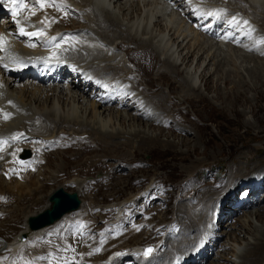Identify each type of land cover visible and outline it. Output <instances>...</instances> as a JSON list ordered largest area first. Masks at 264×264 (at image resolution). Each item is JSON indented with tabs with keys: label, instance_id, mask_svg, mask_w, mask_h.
<instances>
[{
	"label": "bare ground",
	"instance_id": "obj_1",
	"mask_svg": "<svg viewBox=\"0 0 264 264\" xmlns=\"http://www.w3.org/2000/svg\"><path fill=\"white\" fill-rule=\"evenodd\" d=\"M212 1L224 2L231 10L244 11L245 15L256 23L258 30L262 34L264 33V0ZM73 2L78 4L80 10L84 12L85 23L82 26L89 30V35L83 34V38L87 42L83 46L85 53H79L74 56L82 63L80 66L89 69L90 72L101 78H108L107 76H100L108 73L113 75L109 76L110 78L118 77L121 80L130 78L131 84L140 92L138 95H141L142 98L140 99L138 96L133 95L130 97L131 99L121 100L118 104H122L123 109H118L115 106L99 104L88 98L84 94L88 83H83L78 76H72L70 84L63 87L57 81H44L41 79V75H37L36 79H30L27 76V81L20 85L19 82L23 81L19 79H22V77L15 78L12 74L0 73V134L8 135L7 131L13 132V134L19 133L13 143L16 146L25 145L30 139L32 145L35 144V141L37 143L31 147V150L35 152L32 158L29 160L17 159L19 163H14L15 168L21 166L22 176L20 178L12 177L7 179L0 176V201L4 200L6 202L8 200L9 203L14 200L16 202V207L12 212L16 220H19L18 211L22 205L27 201L35 200L47 181L44 178L39 180V176L45 174L43 170L38 171L42 168L40 157L45 158V163L47 164V156L51 153L50 149L52 146L50 140L52 136L58 134V131L64 132L65 128H68L73 130L70 131L72 135L86 134L88 132L96 138H93L97 141V143L94 142L95 151L102 152V146L105 147V145L110 144V150L118 149L119 153L120 149L123 156H126V153L125 151L122 152V150L127 147L135 149L137 147L140 148L142 145L148 147L154 143H165L157 131L163 130L165 123L170 121L169 114H166L169 109L167 106L169 99L165 96L163 85L157 84L159 87L157 90L153 93H146L142 92L140 81L138 82L135 78V71L141 76L140 68L149 55L153 59L156 57L158 63H161L158 69L164 71L163 75L168 73L174 75L172 77L174 82L171 81V85L166 84L165 87L169 91L177 88V92L182 93L183 101H188V97L195 96L200 92V89L196 87L197 79L207 85L209 82V76L207 75L210 74L211 70L213 72L210 75H217L221 70L222 72L218 77L221 78L224 75V81H228L231 78L237 92H242L246 89L253 90L258 83H264V54L260 55L256 47L250 50L251 53L239 50L241 47H236L237 50H228L203 34L197 32L193 34V29L187 26L173 11L161 5L159 0H73ZM117 5L119 9L115 11ZM41 6V0H34V10L24 16L30 30H35L39 23L37 8ZM58 24H64V21L61 20ZM7 26L5 21L1 22L0 30L2 28L6 29ZM259 44L261 45L260 49L264 48V43L261 42ZM14 47L20 51L26 63L34 62L32 57L36 53L35 48L20 42L14 44ZM121 50L127 60L134 63V70L125 68ZM233 58L239 60V67L233 65ZM190 60H192L191 64L196 61V67L193 70L191 65H188ZM204 64L202 72L199 73L200 67ZM50 66L54 68L53 64ZM66 66L67 64L65 63L63 67ZM2 69L0 67V70ZM66 72L70 73V69H66ZM177 77L180 80L179 82L178 80L175 81ZM128 107L136 110L137 113L127 110ZM152 108L155 109L154 112ZM172 115L175 116V114ZM158 122L163 127L158 128L159 126L155 125ZM169 125L167 126L166 124L167 129H170L173 123L171 122ZM17 127L19 128L16 129ZM182 128L178 127L181 131L185 130ZM150 130L154 131L150 132ZM22 133L33 134L32 137L35 140ZM7 140L0 142V160L5 162V164H7V158L4 156L12 145V141L10 140L7 143ZM82 146L80 149H84ZM81 154H85V152L80 150L78 155ZM115 156L113 155V157ZM90 161V157H86L81 162V169L84 172H86L85 169L88 168ZM243 162L244 166L238 165L240 162L238 164L234 162V170L228 176L229 183L224 186L211 187L214 193L213 196L211 194L206 195V192L201 190L203 192L201 197L197 196L196 199L190 197L196 203L194 207L186 209V206H184V209H178L180 215L178 216V213L177 216L179 217V222L183 225L175 232L174 242H166L165 249L160 255V260L154 264H175L177 260L179 261L177 264H192L196 260H198L196 262L204 263L208 257L210 261L221 260V263L218 264H264V214H262L263 212L261 213V211H264V200L262 202L257 201L256 210H246V203L239 205L237 200H235L239 189L238 181L244 179L250 186V183H248L250 176L246 170H243V168L248 166V162L245 160ZM30 163H35L37 171L24 173L26 165H30ZM115 164H117V169H122L120 163L116 162ZM256 169L258 170H254L256 173H264V162L257 164ZM3 170H6V168L0 165V175ZM66 171L70 172L69 169H66ZM79 171L72 170L71 173L80 175ZM258 175L257 178L261 179L262 182L264 175L263 177ZM55 176L52 178L51 175H48L47 178L54 180L57 178ZM254 186L252 185V190L250 191V195L253 197L258 191L255 190ZM218 188L221 191H217ZM232 188H236L232 195L227 194ZM234 193H236L235 196ZM180 200L182 199L180 198ZM5 206V215L9 217L11 210L6 209ZM145 207L147 208L145 203L139 206L138 212ZM216 207L222 209V215L225 214V211H229V214L244 212V219L239 220L240 222L242 221L241 224L239 227H235L233 231H226L227 228L233 227L226 222L227 219H216L214 221L216 229L212 232L211 238L202 245L204 233L207 232V223L205 222L207 211ZM252 218L259 222L260 225L259 223H253ZM209 222H213V219L211 218ZM130 223L131 225L138 224V222ZM160 226L164 228L163 222L160 223ZM221 226L223 229L220 231ZM25 229H27V226ZM133 230L132 233L135 240H131L132 245H126L129 249L134 244L141 242V238L136 232L138 228ZM236 231L238 235H235ZM223 233L226 234V237L220 242L219 240ZM177 241L179 243H176ZM120 248H125V244H119ZM23 251H30V249H22ZM229 252L230 257L226 254ZM122 254H125V256L130 255L128 251ZM231 257L238 259V261H231ZM14 263L20 264L16 261Z\"/></svg>",
	"mask_w": 264,
	"mask_h": 264
},
{
	"label": "rangeland",
	"instance_id": "obj_2",
	"mask_svg": "<svg viewBox=\"0 0 264 264\" xmlns=\"http://www.w3.org/2000/svg\"><path fill=\"white\" fill-rule=\"evenodd\" d=\"M118 9L117 5L115 11H118ZM194 33H196V31L194 32L193 30V34ZM229 46H223V48L237 50L236 47ZM239 50H241V48H239ZM121 53L123 55L122 59L124 65L126 66L125 68L134 70V63L126 59L122 50ZM147 59L143 62L140 68L141 76L135 71V78L138 82L140 81V89L142 92L153 93L159 88L157 84L163 85L165 96L169 99L167 103L169 109H166V114H169L170 121H167L164 127L159 122L155 125L159 126L158 128L163 127V130L157 131L165 143H154L155 145L153 144L148 147L142 145L140 148L137 147L135 149L127 147L125 150H122V152L125 151L126 153V156H123L120 149V154L118 153V149L110 150V144L105 145V147L102 146V152H97L95 151L94 143H97V141L94 140L96 139L94 136H91L88 132H86V134L79 133L80 135H72L70 131L73 130L65 128V130H67L65 135L58 139L60 141L64 140L65 145L56 150H52L47 156V164H43L42 168L38 170H43L45 172L44 175L39 176V180L44 178V180L47 181L41 188V192L37 194L35 200L27 201L22 205L18 211L19 220H16L12 215V212L16 207V202L14 200H11L5 206L6 209L11 210L9 217H6L4 206H1L0 248L2 245L3 247L0 252V262H3L2 259L6 257V255H3V258L1 256L5 250H9L6 257L7 260L16 256L15 250H13L14 243H16L20 249H28L30 247L37 249L38 253L47 254V252L54 248V243L57 242V240H54L53 232L60 229L65 222L77 217H88V219L98 227L100 226L101 221L109 215H112L114 218L119 214L120 205L126 201L125 199L129 197L134 199L138 197L141 192L144 193L149 190L147 194L155 193L154 196L160 197L162 200H159L161 203L156 201L153 202V200L145 203L147 208L145 207L143 209L146 211L142 212L141 220H130V222L133 223L138 222V224H132V226H141L138 228V231H136L137 235L141 238V242L133 246V248H139L142 245L151 242L152 236L157 237L162 233L163 228L160 226V223H167L168 221L177 219V214L179 213L178 216L180 215L178 209H184L185 203L189 202L190 196L192 199H196L197 196L201 197V193L204 191L206 192V195L211 194L213 196L214 193L210 187L219 184L224 186L226 183H229L228 176H230V172L234 170L235 163L238 164L240 162L238 165L244 166L245 164L243 160L247 161L248 166L243 168V170H246L248 172L247 174L250 176L251 173H256L254 170H257V164L264 162V83H258L253 90L245 88V91L237 92L231 78L228 81H224V75L221 78L218 77L222 72L221 70L217 75H210L211 72H213L211 70L210 74L208 73L209 75H207L209 76V82L207 85H204L199 79H197L196 87L200 89V92L195 96L188 95L190 96L188 97L189 100L183 101L182 93H178L177 88L169 91V89L165 87L166 84L171 85V81H173L172 77L174 75L170 73L163 75L164 71L158 69L161 63H158L156 57L153 59L149 55ZM150 60L151 63L149 64ZM237 60L238 59L236 58H233L232 60L235 67L240 66L239 60ZM191 62L192 60L189 61L188 65H191V69L193 70L196 67V61L192 64ZM204 66L205 64L200 67L199 73L202 72ZM177 78L175 81L178 80L179 82L180 80ZM19 80L23 81L19 82L21 85L27 81V76H24ZM131 89L132 88L129 90ZM129 94H134V92L131 90V93L129 91ZM138 94H140V92ZM136 96L140 99L142 98L141 95ZM115 107L118 108L117 106ZM118 109H123V107L120 106ZM127 110L137 113L136 110L129 107ZM172 114H175V116ZM171 122L173 123L172 127L167 129V126H170L169 124ZM155 125L154 127H156ZM178 127L180 129L183 127L182 129L185 130L181 131ZM151 131L153 132L154 130H150V132ZM67 143L70 144L68 145ZM81 146L84 149H80ZM80 150L84 151L85 154L78 155ZM113 155L116 156L113 157ZM86 157H90L91 161L88 164V168L85 169L86 172H84L83 169H81V162ZM42 160H45V158H42ZM116 162L120 163L122 169L116 168ZM66 169H69L70 172L66 171ZM72 170H80V175L71 173ZM256 174H259L258 176L261 177L264 175V173ZM48 175H51L52 178L56 175L55 177L57 178L50 180L47 178ZM0 176H3L2 171ZM238 182H241V184L245 183L248 187V184L244 179ZM262 185H264V177L260 185L254 186L255 190H258L255 194V198L258 196L261 188L264 187ZM58 187H63L68 191H76L82 201L80 208L76 213L73 212V214L69 216V220L60 223V225L57 224V226L53 224L45 229L34 231L29 234L30 238H28L27 241L19 243L18 235L26 228V219L48 207L50 204L49 196ZM201 188L203 189V192L201 191ZM241 190L242 189L237 190V195L234 193V196L236 195L235 200H237ZM217 191L221 190L218 188ZM230 191H228L227 194L232 195L233 191ZM180 198L182 200H180ZM136 201L137 200H135V202ZM141 201H139V203ZM190 201L192 204H189L192 206L185 207L186 209L196 205L194 200L190 199ZM89 208L92 209V212L87 215L85 213L88 212ZM113 209L115 210L112 214ZM254 209L256 210V208ZM226 212L227 211H225V214ZM134 213L137 214L139 220L140 215L136 213V210ZM227 213L230 212L228 211ZM261 213L264 214V211H261ZM233 214H229L232 217L230 216L226 218V222L233 226L227 228L226 231H233L235 227L237 228L241 224L242 221L240 222L239 220L244 219V212H239L235 216H233ZM148 217H151L150 219L155 223L154 225L146 222L147 219H149ZM159 217L160 219L158 220ZM252 221L256 224L259 223L254 218H252ZM222 229L223 227L221 226L220 231ZM147 230L149 232H147ZM133 231L134 230L131 229V231H126L121 234L106 248V251L110 252L113 249H117L120 252L121 250H129L126 245H132L131 240H135L134 234L132 233ZM222 235L223 236L219 240L220 242L226 237L225 233ZM235 235H238L237 231ZM172 241L173 239L167 242ZM121 243L125 244V248L119 249V244ZM176 243L179 242L177 241ZM4 246L6 248H4ZM160 247H162V245H160ZM103 254L104 252L100 256ZM226 254L230 257V252ZM70 256V253L66 250L60 252L57 256H54V259L58 260L59 264H62L61 259L63 257L69 258ZM123 258H126L125 254L116 255L113 257V261ZM196 261L192 264L221 263V260L210 261L209 257L204 263ZM231 261L237 262L238 259L236 260L232 258ZM48 264L52 263L49 262Z\"/></svg>",
	"mask_w": 264,
	"mask_h": 264
},
{
	"label": "water",
	"instance_id": "obj_3",
	"mask_svg": "<svg viewBox=\"0 0 264 264\" xmlns=\"http://www.w3.org/2000/svg\"><path fill=\"white\" fill-rule=\"evenodd\" d=\"M50 206L45 208L37 215L28 218L29 228L32 230L39 229L43 226L52 224L60 218L65 212L78 207L80 201L75 192L68 193L63 188H58L49 196ZM23 235L21 238H24Z\"/></svg>",
	"mask_w": 264,
	"mask_h": 264
},
{
	"label": "snow or ice",
	"instance_id": "obj_4",
	"mask_svg": "<svg viewBox=\"0 0 264 264\" xmlns=\"http://www.w3.org/2000/svg\"><path fill=\"white\" fill-rule=\"evenodd\" d=\"M2 2H3V0H0V3H2ZM21 6H22V4H17V7H21ZM213 14L214 13H209V15H213ZM245 23H247V22H245ZM21 31H23V30H21ZM23 34L28 35V36L37 35L36 33H23ZM261 42L264 43V40H262ZM5 118H7V116H5ZM151 251H152V249H146L144 255L145 256L149 255V253H151Z\"/></svg>",
	"mask_w": 264,
	"mask_h": 264
}]
</instances>
